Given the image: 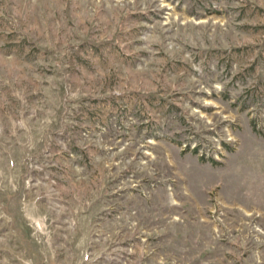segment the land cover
Returning <instances> with one entry per match:
<instances>
[{"label": "rangeland", "instance_id": "rangeland-1", "mask_svg": "<svg viewBox=\"0 0 264 264\" xmlns=\"http://www.w3.org/2000/svg\"><path fill=\"white\" fill-rule=\"evenodd\" d=\"M0 264H264V0H0Z\"/></svg>", "mask_w": 264, "mask_h": 264}]
</instances>
